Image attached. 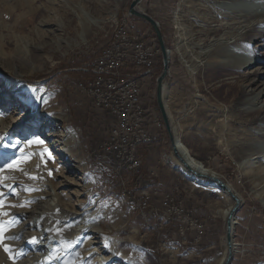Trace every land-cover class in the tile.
<instances>
[{"label": "rangeland", "instance_id": "obj_1", "mask_svg": "<svg viewBox=\"0 0 264 264\" xmlns=\"http://www.w3.org/2000/svg\"><path fill=\"white\" fill-rule=\"evenodd\" d=\"M133 1L124 0L118 7L117 0H35L16 10L20 0H0V120L5 130L12 128L4 144L13 143L10 148L15 149L34 138L48 144L45 152L54 161L42 150L40 159L22 154L19 165L46 177L45 201H59L66 219L46 221L52 231L62 230L59 235L52 234L56 240L70 239L69 231L80 220L82 225L85 218L97 224L100 231L90 229L78 244L58 248V264H101L99 257L111 260L110 264H217L227 243L226 220L218 212L230 202L213 188L208 175L195 178L188 173L174 153L175 137L195 161L215 171L225 185H234L244 198L243 205L237 203L240 207L235 215L233 239L236 250L230 264H264V193L252 186L258 173L264 176V127L244 126L239 119L233 123V110L239 107L242 93L238 88L234 97L227 93L229 85L223 80L228 78L209 73L203 57L215 49L216 36L221 33L208 38L197 34L202 29L225 28L228 21L219 16L220 22L212 23L210 18L215 15L210 7L208 14L201 8L195 12L186 10V17H182L184 9L179 6L183 0H144L140 4V10L158 22L166 50L172 52L166 78L167 126L157 101V79L164 70L161 45L151 24L131 16ZM234 6L250 9L251 14L264 12V0ZM30 8L32 14L27 12ZM177 11L179 18H175ZM49 19L54 22L47 23ZM20 20L23 23L19 24ZM121 24L131 26V30L141 29L149 42L157 40L161 52L157 76L145 78L142 99L145 104L152 100L161 120L163 140L156 139L140 148L139 170L119 174L99 149L111 130L110 114L97 107L84 91L90 75L80 68L101 54ZM233 41L229 40L232 54L244 60L259 59L242 68L238 86L254 85L250 89L263 97L253 109L264 108V38L253 36L239 47L231 45ZM44 101L49 102L45 110H32L33 102L40 108ZM64 130L65 134L76 131L79 136L87 170L94 180L90 192L86 178L76 172L82 163L61 145ZM249 133L252 144L261 152L259 156L247 158L230 146L229 142L243 141ZM31 180L20 177L21 183L15 189H37ZM16 194L9 198L16 200ZM167 194L177 196L183 202L184 214L205 226L199 243L194 233L188 234V239L179 238L178 221L165 215L162 202ZM28 213L12 216L20 224L35 221V217L29 219ZM0 217L5 220L8 216ZM9 223L3 221L5 238L0 243V264L23 262L38 245L22 246L25 241L17 231L20 224ZM8 235L19 239H7ZM86 239L92 242L90 246L86 244L88 247ZM5 244L11 254L5 252ZM49 263L57 264L52 260Z\"/></svg>", "mask_w": 264, "mask_h": 264}, {"label": "bare ground", "instance_id": "obj_2", "mask_svg": "<svg viewBox=\"0 0 264 264\" xmlns=\"http://www.w3.org/2000/svg\"><path fill=\"white\" fill-rule=\"evenodd\" d=\"M34 1L35 0H29V1L20 0V4H19L20 6L17 7L16 10H18L19 8L24 9L26 4L34 2ZM123 1L124 0H117L118 7ZM143 1L144 0H140V2L138 3V6H137L138 11H141L140 4ZM251 1L252 0H183L182 2H180L179 7L181 9L182 8L184 9L182 17H186L185 16L186 10L188 11L192 10V12H195L196 11L195 9H198V10L203 9L205 14H208L207 9L208 7H210V12L215 15V17L213 16L210 18L212 23L220 22L219 16H222L224 19L228 21V26L225 28L202 29L197 33L201 35L200 38H202L203 36L205 38H208L211 35H217L221 33L220 35L216 36V38H218L219 40L217 39V43H216L217 46L215 47V49L214 50L212 49V51L208 53L207 56L203 55V57L205 58V60L207 59V63H208L207 65H209L208 67L209 73L210 72L212 74L214 73L217 75V77H222L224 79L228 78L226 80H223L224 82H226V84L229 85V89L227 90V93L229 92L232 93V97H234L238 89L242 93V99L239 103V107H235L233 110L234 112L232 114L234 118L233 123L235 124L236 121H238L239 119L241 120L240 123L244 126L260 124V125H263L264 127V108H259L257 110L253 109L254 106L257 107L261 103L260 98L263 97L262 93H256L253 90H251L250 88L253 87L254 85L238 86V79H239L238 76H241L242 68L243 67L245 68L248 65L251 66L253 62L259 59H255V61L246 60V59L244 60L240 56L232 54L230 52V47H229V44H230L229 40H234L233 43H231V45L239 47L241 43H243L244 41L250 40L253 36H255L256 39L264 38V12H262L263 10L262 11L259 10L260 13L253 12V14H251L252 10L250 9H246L244 7L237 8L234 6V5L236 6L240 5L241 7L246 2H251ZM212 4L215 7H212L211 6ZM216 8H218L220 12L217 11ZM31 11L32 10L30 8L27 12L32 14ZM178 14H179V11L176 12L175 18L178 17ZM197 16H201V13L199 15L197 14ZM8 17L10 18V15H8ZM31 17H34V16H30L29 18ZM52 21H53L52 19H49L47 23H52ZM20 23H23V21L20 20L19 24ZM207 25L208 27L211 26L210 23L208 22H207ZM0 30L3 31V29L1 28ZM178 50L180 51L179 48ZM171 53L172 52L170 51H167L166 53L168 62L170 58H172ZM229 79L230 81L227 82V80ZM166 85L167 84H166V79H165L164 86H163V94H164L163 99H164V108L168 112L169 111L168 102L165 99V95H167ZM22 89L23 88L20 87V90ZM2 92H5V91H2ZM36 97H37V94H36ZM48 103H49L48 101H44L43 104H41L40 106L41 109H40L39 104L33 102L31 104V107L33 108L32 110L34 112L38 110H45L48 107L47 105ZM11 130L12 128H9V127H7L5 130L3 127V121L0 120V168L4 169L3 171H0V191H3L6 195V199H5L6 205H12V204L18 205V204L26 203L29 201L31 203L25 208H19V207L13 208V207L5 206L2 209L3 211L1 213H3L5 210L7 213H9V215H7L8 217H6L5 220H4V217L3 219H0V223H3V221H5L6 224L8 221L11 222L14 219V217L12 216V214L14 213L15 215L16 214L23 215L24 213L29 212L28 213L29 219L30 218L32 219L35 217L36 218V219L34 218L35 221L30 220L22 224L19 223L20 226L17 229V231L20 232V235L23 237V240L25 241L22 246L33 247L34 244L28 243V241H30L33 237H37L38 239H41L42 242L30 250V253L27 254L26 259L23 262L10 263L6 261L7 263L5 264H51L49 263L51 260L58 264L59 262V260H57V258H59V255L57 252L58 248H64L67 246L71 247L72 245H76L79 242L84 240L83 236H86V234L88 233L87 232L88 230L93 229L95 231L100 232L99 228L97 224L95 225L85 218L83 220L84 222H82V225H80L81 224V220H80L79 222L80 224L74 229L69 231L68 235H70V239H62L58 241L56 240V237L52 236V234H56V231L55 230L52 231L50 228H48L46 221L47 220L52 221V222L54 220L58 221L61 217L64 218L65 214L60 207L58 199L53 198L51 201H48V202L45 201L44 195L47 189V185H46L47 182L45 179L46 177H39L38 173L33 168L28 169V167H25V168L21 167L19 163H21L22 154L24 153L28 154V156L35 157V158L37 157L40 159V157L42 156V152H41L42 150L44 152V155L48 156L49 160L54 161V158L49 153L45 152L48 149V144L46 145L44 143L43 144L38 143L36 142L38 140L35 138L33 139L32 143H23L21 145L18 144L15 149L10 148L13 143H8V144L7 143L4 144V143L7 140L6 135H9ZM65 132H66L65 130L62 131L65 138H63L61 145H65L64 148L68 149V151L66 152H74L73 157L75 158L73 159L74 160L76 159L78 160V162L82 163L81 166L77 167L76 172L79 174H83V176L86 178V180L88 181L87 182L88 191L90 192L91 184L94 180H93L92 175L87 170L84 152L79 142L80 140L79 136L77 135L76 131H73V132L70 131L69 133H66V134ZM227 134L229 135L230 133L227 131ZM174 139H175L174 140L175 142H173L172 145L178 151L177 153L179 157L182 159L183 162L187 163V165L193 170V172H196L195 174L187 170L188 173L194 176L195 178L208 175L209 178H211V183H213V188H216L221 194L225 196L227 200H229L230 202L229 205L222 211L218 212V214H220L227 222L230 216L232 215V210L237 205V200L240 202V205L244 204L243 196H240L237 193V190L234 185H230V186L226 185L225 188H222V186H220L217 182L219 180L222 181L221 177L215 171L208 168L203 163L195 161L192 158V156L186 151V148H184L183 145L180 143L178 137H175ZM252 139H253L252 133H249L245 136V139L243 141L233 140L229 143L231 147H234L237 149L238 153H243L244 156H246L247 158H251V156H255V155L259 156L261 153L252 144L251 142ZM263 139H264V135H263ZM12 161H17L16 168L9 169L5 167L7 163L12 162ZM25 173H27V175ZM260 174L258 173L256 175L255 177L256 180L253 181L252 186H254L255 189L260 188V190H263V193H264V186L261 187L264 184V176L261 177ZM20 177H28L29 179H32L30 177H36V179H32L31 181L33 182L32 185L35 184L37 188V192H35L34 194H32L33 193L32 191L24 192L22 190L23 192H21V191H18L16 188V193H18V195L17 194L16 195L18 196V198L16 200L14 199L13 201L11 200L12 198L11 199L9 198V196H11L12 194L9 191V188L11 187L15 188L16 185H20L21 183ZM3 186L5 188H1ZM33 187L34 186H32V188ZM63 218L62 220L66 219V217L64 219ZM232 221H233L232 222V235L234 236L235 220H232ZM89 240L90 239H86L85 246L91 245L92 242ZM19 248H21V244L19 245ZM230 250H231V255L233 257V253L236 250V244L234 246H231L230 248V246L226 243L224 247V251L221 257L218 259L217 264H226V260L229 257ZM82 259H86V257L83 256ZM99 259H100L99 262L101 264H110L111 262V260L104 259L101 257H99ZM95 262L96 261H93V262L88 261L87 264H96Z\"/></svg>", "mask_w": 264, "mask_h": 264}, {"label": "built area", "instance_id": "obj_3", "mask_svg": "<svg viewBox=\"0 0 264 264\" xmlns=\"http://www.w3.org/2000/svg\"><path fill=\"white\" fill-rule=\"evenodd\" d=\"M160 54L156 39L149 42L141 29L131 30V26L121 24L101 54L80 68L90 75L84 91L97 107L110 114L111 130L99 149L119 174L141 168L140 148L153 144L162 128L152 100L145 104L142 99L145 78L157 76ZM162 203L165 215L178 221L179 238L188 239V234L194 233L199 243L205 235L203 223L185 215L183 202L174 194L164 196Z\"/></svg>", "mask_w": 264, "mask_h": 264}, {"label": "water", "instance_id": "obj_4", "mask_svg": "<svg viewBox=\"0 0 264 264\" xmlns=\"http://www.w3.org/2000/svg\"><path fill=\"white\" fill-rule=\"evenodd\" d=\"M139 2H140V0H134L132 2L131 7H130L131 16H135V17L142 19V20L148 22L149 24H151L152 27L154 28L155 32H156L157 38H158L160 45H161V50H162V54H163V58H164V70H163L162 74L157 79V101H158L159 107L162 111L164 120L168 126V121H167L165 108H164V100H163L164 81L167 78L168 72H169V62H168V59L166 56L167 50L165 47V41H164L163 34L161 32V29L159 27L158 22L153 17L148 15L146 12H143L142 10L141 11L137 10V6H138ZM173 149H174V153L178 155V153H177L178 151L175 149V147H173ZM178 157H179V155H178ZM179 159H180V162L182 163V165L185 169L189 170V172H193V170L187 165V163L183 162L180 157H179ZM193 173L196 174V172H193ZM217 182L220 186H222V188L226 187V185L222 181L219 180ZM238 202L239 201L237 200V203ZM238 208H239V204H237L236 207H234V209L232 210V215L230 216L229 220L226 222V224H227L226 242L230 246V248H231V246H234L233 245L234 236L232 235V222H233L232 220H235V215H236ZM231 260H232V255H231V250H230V254L226 260V264H230Z\"/></svg>", "mask_w": 264, "mask_h": 264}, {"label": "snow or ice", "instance_id": "obj_5", "mask_svg": "<svg viewBox=\"0 0 264 264\" xmlns=\"http://www.w3.org/2000/svg\"><path fill=\"white\" fill-rule=\"evenodd\" d=\"M36 142L43 143V141H36ZM29 143H32V141H29ZM13 147H14V145H13ZM21 151H22V149H21ZM16 166H17V161H12V162H9V163H7L5 165V167H7L9 169L16 168ZM3 170H4L3 168H0V171H3ZM25 174L27 175V173H25ZM49 174H51V173H49ZM30 178L36 179V177H30ZM9 191L13 195L16 194V189L14 187L9 188ZM25 191L31 192V191H37V189L26 188ZM5 199H6L5 193L3 191H0V209L4 208L5 206L13 207V208H15V207L25 208L31 203L29 201V202L21 203V204H18V205H16V204L6 205L5 204ZM0 214L5 215V216L9 215V213H7V212H3V213H0ZM10 223L12 225L18 224L19 220L14 218ZM68 227H70V226H68ZM61 231H62L61 229H56V234L59 235ZM4 232H5V226H4L3 223H0V243H2L4 238H5L4 237ZM7 239L15 240V239H19V237H17V236H9V237H7ZM41 242H42V240L38 239L37 237H33L30 241H28V243H31V244H39ZM4 250H5V252H9L11 254V249L8 247L7 244L4 245ZM11 258L14 259V257H11Z\"/></svg>", "mask_w": 264, "mask_h": 264}, {"label": "crops", "instance_id": "obj_6", "mask_svg": "<svg viewBox=\"0 0 264 264\" xmlns=\"http://www.w3.org/2000/svg\"><path fill=\"white\" fill-rule=\"evenodd\" d=\"M154 108V107H153ZM155 112V111H154ZM106 113V112H105ZM158 119H159V121L161 122V120H160V118H159V116H158ZM159 133V135H158V140L160 139V140H163V129H160V132H158Z\"/></svg>", "mask_w": 264, "mask_h": 264}]
</instances>
